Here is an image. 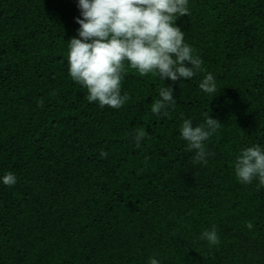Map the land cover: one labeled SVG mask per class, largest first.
<instances>
[{
    "label": "trees",
    "instance_id": "16d2710c",
    "mask_svg": "<svg viewBox=\"0 0 264 264\" xmlns=\"http://www.w3.org/2000/svg\"><path fill=\"white\" fill-rule=\"evenodd\" d=\"M188 9L176 26L201 70L162 82L125 62L130 99L112 109L68 75L77 0H0V176L17 177L0 185V264H264V188L234 175L241 149L264 146V0ZM169 85L176 103L153 115ZM209 115L222 126L193 163L179 129Z\"/></svg>",
    "mask_w": 264,
    "mask_h": 264
},
{
    "label": "clouds",
    "instance_id": "9594fccd",
    "mask_svg": "<svg viewBox=\"0 0 264 264\" xmlns=\"http://www.w3.org/2000/svg\"><path fill=\"white\" fill-rule=\"evenodd\" d=\"M188 3L189 0H77L79 17L75 22L79 27L76 36L67 42L68 75L87 89L88 102L112 109L125 105L130 99L127 92L121 94L125 62L140 77L152 74L162 82L192 79L201 70L202 61L176 26L180 17L188 15ZM198 86L213 98L220 91L211 73ZM175 103L171 85L164 86L150 111L153 115H167L166 109ZM221 126L210 115L195 126L191 119L183 120L180 139L193 154V163H207L212 153L205 142ZM145 136L143 130H138L136 143ZM100 155L104 158L107 153L102 151ZM234 175L241 184L255 180L258 187L264 188V146L241 149L235 158ZM16 183L13 172L0 176V185L11 187ZM199 239L210 246L220 242L215 227L202 231ZM148 264L160 262L150 257Z\"/></svg>",
    "mask_w": 264,
    "mask_h": 264
}]
</instances>
